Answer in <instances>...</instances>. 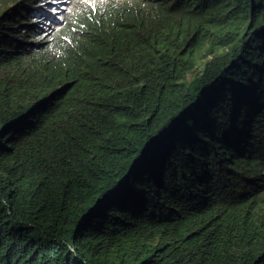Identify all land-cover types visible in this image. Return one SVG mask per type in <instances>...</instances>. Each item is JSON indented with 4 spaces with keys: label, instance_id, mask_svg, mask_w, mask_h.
Wrapping results in <instances>:
<instances>
[{
    "label": "trees",
    "instance_id": "trees-1",
    "mask_svg": "<svg viewBox=\"0 0 264 264\" xmlns=\"http://www.w3.org/2000/svg\"><path fill=\"white\" fill-rule=\"evenodd\" d=\"M48 3L0 0V264H264V0Z\"/></svg>",
    "mask_w": 264,
    "mask_h": 264
},
{
    "label": "clouds",
    "instance_id": "clouds-1",
    "mask_svg": "<svg viewBox=\"0 0 264 264\" xmlns=\"http://www.w3.org/2000/svg\"><path fill=\"white\" fill-rule=\"evenodd\" d=\"M48 1H49V3L46 4V6L49 7L52 15L50 17L49 16L47 17L48 18V21H46L45 29H50L51 27L60 25L62 23V21L58 19L59 13L54 10L55 9V2H54V0H48ZM64 19L65 18H64V15H63V20ZM38 21H41V20H37V22Z\"/></svg>",
    "mask_w": 264,
    "mask_h": 264
},
{
    "label": "rangeland",
    "instance_id": "rangeland-1",
    "mask_svg": "<svg viewBox=\"0 0 264 264\" xmlns=\"http://www.w3.org/2000/svg\"><path fill=\"white\" fill-rule=\"evenodd\" d=\"M71 0H54L55 2V11L59 13L58 19L63 21L64 11L66 12L67 8L69 7ZM58 26V25H57Z\"/></svg>",
    "mask_w": 264,
    "mask_h": 264
},
{
    "label": "bare ground",
    "instance_id": "bare-ground-1",
    "mask_svg": "<svg viewBox=\"0 0 264 264\" xmlns=\"http://www.w3.org/2000/svg\"><path fill=\"white\" fill-rule=\"evenodd\" d=\"M239 73V72H238ZM172 87V86H171ZM260 94V93H259ZM230 119V118H229ZM244 163V162H243ZM239 164V163H238ZM239 167V166H238ZM242 171H243V169H242ZM247 171V170H246ZM250 174V173H249Z\"/></svg>",
    "mask_w": 264,
    "mask_h": 264
}]
</instances>
